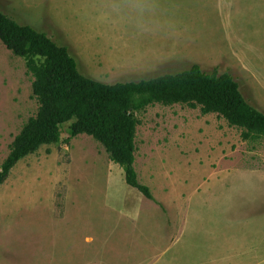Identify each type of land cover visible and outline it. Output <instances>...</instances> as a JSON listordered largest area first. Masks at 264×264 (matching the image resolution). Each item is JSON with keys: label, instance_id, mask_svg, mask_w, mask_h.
<instances>
[{"label": "rangeland", "instance_id": "1", "mask_svg": "<svg viewBox=\"0 0 264 264\" xmlns=\"http://www.w3.org/2000/svg\"><path fill=\"white\" fill-rule=\"evenodd\" d=\"M0 9L68 46L99 81L199 64L232 74L264 112V0H0ZM33 82L0 39V172L38 111ZM136 116L135 167L155 200L100 141L68 142L66 122L59 143L20 160L0 186V264H264V138L245 141L200 107L154 104ZM101 166L112 176L101 179Z\"/></svg>", "mask_w": 264, "mask_h": 264}, {"label": "trees", "instance_id": "2", "mask_svg": "<svg viewBox=\"0 0 264 264\" xmlns=\"http://www.w3.org/2000/svg\"><path fill=\"white\" fill-rule=\"evenodd\" d=\"M0 39L26 60L34 76L33 95L39 104L2 164L0 186L20 160L44 145L59 143L62 124L73 121L68 142L80 134L94 137L124 168L127 183L155 200L135 167L139 125L136 113L154 104L200 107L203 114L215 113L240 128L245 141L264 138V112L245 98L238 81L228 72L209 73L193 64L176 74L105 83L83 74L68 46L1 9Z\"/></svg>", "mask_w": 264, "mask_h": 264}, {"label": "crops", "instance_id": "3", "mask_svg": "<svg viewBox=\"0 0 264 264\" xmlns=\"http://www.w3.org/2000/svg\"><path fill=\"white\" fill-rule=\"evenodd\" d=\"M116 166V165H115ZM122 167V166H121ZM113 168V167H112ZM123 168V167H122ZM107 169V167H100L99 168V170H100V172H98V173H100V178L101 179H108L110 176H112V173H108V171L106 170ZM123 170H124V168H123ZM122 170V171H123ZM124 172V175H125V170L123 171ZM123 175V174H122ZM127 182V181H126Z\"/></svg>", "mask_w": 264, "mask_h": 264}]
</instances>
